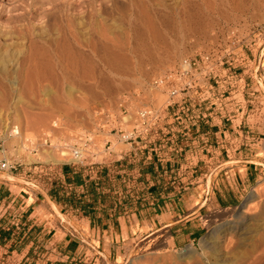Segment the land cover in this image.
I'll list each match as a JSON object with an SVG mask.
<instances>
[{
    "label": "rangeland",
    "instance_id": "rangeland-1",
    "mask_svg": "<svg viewBox=\"0 0 264 264\" xmlns=\"http://www.w3.org/2000/svg\"><path fill=\"white\" fill-rule=\"evenodd\" d=\"M200 54L220 59L227 102L240 92L264 115V0H0V162L16 163L0 168V178L20 188L56 182L59 145L91 133L103 149L102 132H115L123 116V95H142L125 117L130 130L143 102L166 100L150 88L153 76ZM255 161L264 168V158ZM263 239L264 175L240 206L213 216L196 244H127L110 264H248L250 252H264Z\"/></svg>",
    "mask_w": 264,
    "mask_h": 264
},
{
    "label": "crops",
    "instance_id": "crops-1",
    "mask_svg": "<svg viewBox=\"0 0 264 264\" xmlns=\"http://www.w3.org/2000/svg\"><path fill=\"white\" fill-rule=\"evenodd\" d=\"M222 86L131 143L103 131L92 163L63 165L50 185L0 178V247L23 264H110L127 244H196L264 175V115Z\"/></svg>",
    "mask_w": 264,
    "mask_h": 264
},
{
    "label": "built area",
    "instance_id": "built-area-1",
    "mask_svg": "<svg viewBox=\"0 0 264 264\" xmlns=\"http://www.w3.org/2000/svg\"><path fill=\"white\" fill-rule=\"evenodd\" d=\"M220 59L210 54H200L194 58H182L171 68L157 73L150 82V88L166 95V100L159 106L152 103L143 102L134 115L133 128L128 130L125 125L129 122L125 118L129 114L131 102L140 101V93H127L123 95L121 107L122 118L118 121L115 132H118L120 140L131 143L139 139L143 134L150 132L158 127L170 114L176 118H183V111H191V102L201 104L209 101L214 86L221 80ZM231 78L235 82L241 81L237 74L231 73ZM208 92V94H207ZM193 119L191 116L187 117ZM53 128L60 129L59 119L52 122ZM10 135H18L17 127H11ZM51 136H46V144ZM74 142H63L59 145L60 163L62 164H87L92 163L91 156L97 153L94 137L91 133L79 134ZM52 145L51 143H49ZM37 145V144H35ZM33 151L36 150L34 147ZM1 169H16V163H10L7 160L0 162ZM83 244L90 246L87 241ZM14 251L0 247V264H23L17 259ZM86 255H83L85 257ZM84 264H95V261L86 259Z\"/></svg>",
    "mask_w": 264,
    "mask_h": 264
},
{
    "label": "bare ground",
    "instance_id": "bare-ground-1",
    "mask_svg": "<svg viewBox=\"0 0 264 264\" xmlns=\"http://www.w3.org/2000/svg\"><path fill=\"white\" fill-rule=\"evenodd\" d=\"M50 127V126H49ZM53 130V129H52ZM57 133V132H56ZM53 137V136H52ZM15 138H17V139H19V138H23V136H22V134H20V132H19V134L18 135H15ZM21 141V140H20ZM28 145V144H27ZM45 148V147H44ZM33 149V148H32ZM55 149H56V147H55ZM45 150H48L47 148H45ZM44 150V151H45ZM43 151V150H42ZM43 151V152H44ZM48 153L50 154V156L53 158V161H56V162H58L59 161V158L57 157V156H55V153L53 152V149L52 148H49V150H48ZM58 154V153H57ZM41 155H42V153H41ZM45 156H46V154H45ZM58 159H57V158ZM49 158V157H48ZM47 159V158H46ZM48 161H49V159H48ZM249 210V209H248ZM248 213V212H247ZM242 221L240 222V223H236L234 226H233V230L231 229V231L232 232H237L236 230L237 229H239L240 228V226L242 225ZM231 233V232H230ZM236 234V233H235ZM234 234V235H235ZM232 238V237H231ZM230 240V239H229ZM264 240V239H263ZM231 242V241H230ZM255 247H256V245L255 244H253ZM262 245H264V244H262ZM253 246V247H254ZM260 246V245H259ZM252 247V248H253ZM261 247L262 246H260V248H258V250L259 249H261ZM264 247V246H263ZM217 248V247H216ZM256 248V249H257ZM218 249V248H217ZM254 249V248H253ZM257 250V251H258ZM262 250V249H261ZM263 251V250H262ZM259 252H261V251H258L257 253L259 254ZM251 254H250V256H247V260L245 261V263L248 261L249 262V260H251L248 264H256V263H258V262H263L264 260V252L261 254V255H256V253L255 252H250ZM246 257V256H245ZM249 257V258H248ZM195 258V257H194ZM245 260V259H244ZM243 262V261H242ZM264 263V262H263ZM238 264H241V263H238Z\"/></svg>",
    "mask_w": 264,
    "mask_h": 264
}]
</instances>
